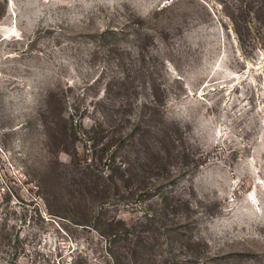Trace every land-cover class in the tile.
<instances>
[{
  "label": "rangeland",
  "instance_id": "rangeland-1",
  "mask_svg": "<svg viewBox=\"0 0 264 264\" xmlns=\"http://www.w3.org/2000/svg\"><path fill=\"white\" fill-rule=\"evenodd\" d=\"M0 264H264V0H0Z\"/></svg>",
  "mask_w": 264,
  "mask_h": 264
},
{
  "label": "trees",
  "instance_id": "trees-1",
  "mask_svg": "<svg viewBox=\"0 0 264 264\" xmlns=\"http://www.w3.org/2000/svg\"><path fill=\"white\" fill-rule=\"evenodd\" d=\"M156 110V109H155ZM160 158H162L161 153L159 154Z\"/></svg>",
  "mask_w": 264,
  "mask_h": 264
}]
</instances>
